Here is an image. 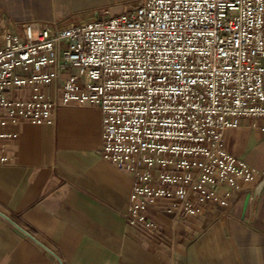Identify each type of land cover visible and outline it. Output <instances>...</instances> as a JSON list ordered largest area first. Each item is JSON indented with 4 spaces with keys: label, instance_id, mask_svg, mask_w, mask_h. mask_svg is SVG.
I'll use <instances>...</instances> for the list:
<instances>
[{
    "label": "built area",
    "instance_id": "1",
    "mask_svg": "<svg viewBox=\"0 0 264 264\" xmlns=\"http://www.w3.org/2000/svg\"><path fill=\"white\" fill-rule=\"evenodd\" d=\"M5 21L0 137L21 120L53 122L60 105H97L101 155L132 177L130 225L157 235L152 207L199 217L258 181L223 137L264 120V0H142L82 23H28L25 37Z\"/></svg>",
    "mask_w": 264,
    "mask_h": 264
},
{
    "label": "crops",
    "instance_id": "2",
    "mask_svg": "<svg viewBox=\"0 0 264 264\" xmlns=\"http://www.w3.org/2000/svg\"><path fill=\"white\" fill-rule=\"evenodd\" d=\"M129 1L0 0V15L12 30L53 20L67 26ZM3 130L9 135L0 137V152L9 158L0 163V264H264V189L244 208L264 177L263 119H242L223 137L258 181L199 217L175 219L152 207L157 235L127 222L132 177L101 155L97 105H60L53 122L21 120Z\"/></svg>",
    "mask_w": 264,
    "mask_h": 264
},
{
    "label": "rangeland",
    "instance_id": "3",
    "mask_svg": "<svg viewBox=\"0 0 264 264\" xmlns=\"http://www.w3.org/2000/svg\"><path fill=\"white\" fill-rule=\"evenodd\" d=\"M141 1L142 0H131L129 2H124L119 10L117 8H111L109 10V12H106L107 15H104L102 17H108L110 15H113V14H116V13H119V12H131V11H134L136 6ZM95 18H98V17H93V16L90 15V19H95ZM42 24L46 25L48 23H42ZM25 27H26V24L25 25H16V26H13V30L18 32L22 37H25Z\"/></svg>",
    "mask_w": 264,
    "mask_h": 264
},
{
    "label": "water",
    "instance_id": "4",
    "mask_svg": "<svg viewBox=\"0 0 264 264\" xmlns=\"http://www.w3.org/2000/svg\"><path fill=\"white\" fill-rule=\"evenodd\" d=\"M264 189V177L261 178L257 184L255 185L254 187V190H253V194L251 192H249L245 198V204H244V208L246 209L247 205H248V202L250 200V198L252 197L254 200H257L260 198L261 194H262V191Z\"/></svg>",
    "mask_w": 264,
    "mask_h": 264
}]
</instances>
